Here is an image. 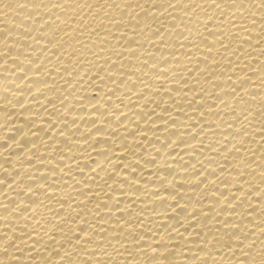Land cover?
Segmentation results:
<instances>
[{
  "label": "bare ground",
  "instance_id": "obj_1",
  "mask_svg": "<svg viewBox=\"0 0 264 264\" xmlns=\"http://www.w3.org/2000/svg\"><path fill=\"white\" fill-rule=\"evenodd\" d=\"M0 264H264V0H0Z\"/></svg>",
  "mask_w": 264,
  "mask_h": 264
}]
</instances>
